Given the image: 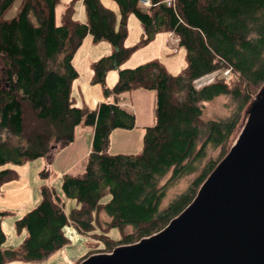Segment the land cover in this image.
I'll list each match as a JSON object with an SVG mask.
<instances>
[{
	"label": "trees",
	"instance_id": "obj_1",
	"mask_svg": "<svg viewBox=\"0 0 264 264\" xmlns=\"http://www.w3.org/2000/svg\"><path fill=\"white\" fill-rule=\"evenodd\" d=\"M15 1L0 0V190L18 178L6 164L52 158L57 147L74 141L80 124L94 127V133L85 169L61 176L64 197L42 185L40 203L16 220V229L27 231L20 246H4L0 221V264L48 258L70 243L67 228L108 251L161 231L228 154L264 86V0H114L117 9L102 0H83L82 21L75 17L78 0H72L61 23V0H24L7 18ZM132 17L141 27L133 45ZM163 34L175 35V51L184 50L185 65L178 72L158 57L128 65ZM90 36L113 47L92 63L90 82L100 84L105 96L95 109L78 106L72 97L79 78L74 57ZM113 70L118 78L111 87L107 77ZM206 76L208 81L197 84ZM137 89L155 92V122L145 130L140 154H111L112 132L136 125L121 97ZM218 97L228 98L230 114L208 117L207 105ZM218 148L216 159H207L210 149ZM193 172L196 188L162 207L167 187ZM101 210L110 217L107 224L98 221ZM112 228L121 231L117 239L109 235ZM100 252L90 249L75 264Z\"/></svg>",
	"mask_w": 264,
	"mask_h": 264
},
{
	"label": "water",
	"instance_id": "obj_2",
	"mask_svg": "<svg viewBox=\"0 0 264 264\" xmlns=\"http://www.w3.org/2000/svg\"><path fill=\"white\" fill-rule=\"evenodd\" d=\"M80 264H264V86L184 211L158 233Z\"/></svg>",
	"mask_w": 264,
	"mask_h": 264
},
{
	"label": "rangeland",
	"instance_id": "obj_3",
	"mask_svg": "<svg viewBox=\"0 0 264 264\" xmlns=\"http://www.w3.org/2000/svg\"><path fill=\"white\" fill-rule=\"evenodd\" d=\"M23 1L24 0L15 1L12 8H10L8 14L6 15L7 18L9 17L11 18L19 12L20 7L23 4ZM65 1L66 0L60 1L57 7L58 11L60 10L61 7L64 6ZM102 1L105 5L109 6V8L110 6L114 5L111 8L117 9V5L114 2V0H102ZM82 2L83 0H78L76 4L75 17H77L78 19L80 18V13L82 14L83 18L85 16L84 8L83 7L80 8V4ZM115 11H116V14L119 15V11L118 10H115ZM61 19H62V15L61 13H59V17H58L59 23H61ZM131 19L133 20L129 21V25L131 29V37L134 39L136 38V33H137V30L135 29V27H136V24L139 25V23L136 18L132 17ZM169 36H171V38L167 42L166 45L169 46V43H170L172 46L170 47L166 46L165 51L170 53L168 58L170 59V58L175 57V59L178 60V65L182 63V65L184 66L185 65L184 50L181 48L178 51H175L176 47L174 46L177 44L178 38H176L175 35H169ZM85 40L86 41L84 45L82 46V48L79 50L78 57L76 58L77 62L74 63V65L77 69H80V71L83 72V74L86 75V77L91 75L89 78H92L93 76L92 63L98 60L99 58H101L102 56L110 54L113 51V47L108 41L94 42L91 36ZM162 43L164 44L163 41ZM152 44L144 47V49H147L144 52L145 56L148 57V56L156 55V57L161 58L166 64V60L163 59L161 56L160 46L158 47V53H157L156 46ZM169 70L173 73L176 72V71H173L172 68H169ZM209 79L210 77L206 76L204 78V82L208 81ZM109 86L112 87L113 84H109ZM227 99H228L227 97H218L214 101L208 103L206 115L208 117L228 116L230 114V108L226 106ZM88 126L89 125L85 124L84 127H88ZM145 129H140L139 127H136V128L134 127L132 129H122L121 130L122 135L118 134V132H115L113 134V139H112L113 151L117 152L119 150H127V152L130 151L131 154H140L144 147ZM242 129L243 127L240 129V131H242ZM80 131L81 130L78 125L77 126V138L73 141V143L71 142L65 147H62L58 150V153L60 155L64 152V149H66V147L72 144L70 148L65 151V157L63 159H60V156H58L57 158H54L55 152H53L52 158H49L48 155H45V156H40L33 160H29L23 164H16L13 162L6 164V166L8 167L14 168L18 173V178L13 180L12 182L13 183L18 182L19 187H27L28 189L26 191L19 192L16 198L12 196V200L15 199V201L9 204V201L2 202V200L5 197H9L10 186L4 187L5 185L4 184L1 187V189L3 188L2 189L3 195L0 198V210H2L1 208H6L5 210L10 212L7 215H2L1 214L2 211H0V221L2 223L3 231L5 232L7 236V240L4 244L5 247H18L20 246V244H22L23 240L27 237V231L25 229L22 231H18L16 229V220L24 216L28 211L32 210L34 207H36L40 203L42 199V196L40 194L42 185L47 184L49 186L55 187L58 194L64 197V194L62 191V179L60 175H62L63 172L68 173L67 166L70 161V157L72 158L80 157L82 154H84L88 150L93 140L94 127L92 128V131H89V133L80 132ZM239 134L240 132L234 135V138H233L234 141L232 145L237 140ZM139 146H142V147L138 151ZM220 150L221 148H218L216 150L210 149V153L207 159H212V158L216 159ZM195 173L196 172H193L192 174H189V175L188 174L183 175L177 181H175L174 183H172L171 185L167 187V192H166L165 199H163L162 207H167L171 203V201L176 199L177 196H179L180 194L189 192V190L192 188L193 181L197 176V173L196 174ZM171 175L172 174L170 171L165 177H163V179H161L160 184L161 185L166 184L169 178L171 177ZM39 185H41L40 188L38 187ZM195 188L196 186H193L192 190H194ZM67 204H68L66 206L67 209H70L71 208L70 206L73 205L69 201H67ZM98 221L101 224H107V222H110V217L105 213L104 210H101L98 216ZM126 230L129 232L132 230V228L128 227ZM67 231H68V236L71 239L70 243L64 246L62 249L50 255L48 258H45L40 261L15 260V261H10L6 264H75L79 260V258L84 256L85 253L90 249H96V250L98 249V250H102L103 252H111L112 250L111 249L108 251L107 248H105L104 244L101 242L84 237L82 235L77 234L76 232L70 233V231H73L72 228H67ZM109 235L112 239H117L118 237H120L121 231L119 228H112L109 231Z\"/></svg>",
	"mask_w": 264,
	"mask_h": 264
},
{
	"label": "crops",
	"instance_id": "obj_4",
	"mask_svg": "<svg viewBox=\"0 0 264 264\" xmlns=\"http://www.w3.org/2000/svg\"><path fill=\"white\" fill-rule=\"evenodd\" d=\"M71 1L72 0H66L64 3V6L61 7L59 11L57 10V16L58 17H59V13H61V15L64 14L65 8L67 7V5ZM113 6H110V7H113ZM81 7H83V2L80 4V8ZM84 18H85V16H84ZM84 18L82 16V14L80 13V20L82 21V20H84ZM131 20H133V19H131ZM135 29L137 30L136 38L133 39L131 37L130 42H129V44H132V45L135 44L140 39V35H141V29H140L139 25L136 24ZM170 38H171V36H169L168 34L159 35L153 44L157 48V53H158V47L160 46L161 56L163 59L166 60L167 66L169 68H172L173 71L178 72L179 69L183 66L182 63H180L178 65V60L175 59V57L169 59L168 56L170 53L165 51L166 46H167L166 44L170 40ZM85 41L86 40H84V43H85ZM162 41L164 42V44L162 43ZM84 43H83V45H84ZM82 46H81V48H82ZM170 46H172V45L169 43V46H167V47H170ZM150 47H152V46H150ZM143 49L139 50L132 57V59L129 61L128 65L135 66L140 62H143V61L148 60L150 58L156 57V55L146 57L144 52L147 49H144V50ZM79 50H78L76 56L74 57V63L77 62L76 58L78 57ZM163 52H165V53H163ZM78 71H79V78L74 82V84L72 86V97L78 106L79 105H86L91 109H95L105 99V96H104L103 90H102V86L100 84H92L90 82L92 78H89L91 75L86 77V75H84L83 72L80 71V69H78ZM117 78H118L117 72L115 70L111 71L107 77L108 84H114L116 82ZM155 99H156V94L154 91L144 90V89H137V90H134L132 92H125L122 94V97H121L122 106L125 109H127L128 111L133 112L136 116L135 128L139 127L140 129H145V128L154 124V122H155ZM84 126H85L84 124L79 125V128L81 130L80 132L89 133V131H92V128H93L92 126H88V127H84ZM121 130L122 129H115L112 132L110 152L113 154L125 153V152L131 153L130 151L127 152V150H119L117 152L113 151V147H112L113 134L115 132H118V134L122 135ZM76 138H77V127H76L75 132H74V140ZM71 145L72 144H70L68 147H66V149H64V152L60 155L58 153V150L60 148L57 147L54 151L55 152L54 158H57L58 156H60V159H63L65 157V151L68 150ZM141 147L142 146L138 147V151L141 149ZM91 148H92V144L90 145L88 150L84 154H82L80 157H78V158L70 157V161H69L68 166H67L68 173L63 172V174L66 173V174L77 175V174L81 173L85 169L86 161H87L88 155L91 151ZM63 174L60 175V177L63 176ZM58 177H59V175H58ZM61 179H62V177H61ZM11 182L10 183L8 182L9 184L5 183L4 187L10 186L9 197H5L2 200V202L9 201V204L13 203L15 201V199L12 200V196H14L16 198V196L18 195L19 192H23V191H26L28 189L27 187H19L18 182H16V183H13V182L11 183ZM40 186L41 185H39L38 187L40 188ZM2 189L0 190V198L3 195ZM1 209L2 210H0V211H6L5 210L6 208H1Z\"/></svg>",
	"mask_w": 264,
	"mask_h": 264
},
{
	"label": "built area",
	"instance_id": "obj_5",
	"mask_svg": "<svg viewBox=\"0 0 264 264\" xmlns=\"http://www.w3.org/2000/svg\"><path fill=\"white\" fill-rule=\"evenodd\" d=\"M144 2H145V4H149V1H144ZM225 74L228 75V74H229V71H226ZM209 77H210V76H209ZM203 82H204V78H203V79H200L199 81H197V84L200 85V84H202Z\"/></svg>",
	"mask_w": 264,
	"mask_h": 264
}]
</instances>
